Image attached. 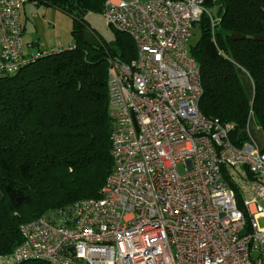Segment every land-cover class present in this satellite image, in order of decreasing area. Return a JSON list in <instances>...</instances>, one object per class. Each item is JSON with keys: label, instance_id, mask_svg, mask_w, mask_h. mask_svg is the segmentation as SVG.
<instances>
[{"label": "built area", "instance_id": "built-area-1", "mask_svg": "<svg viewBox=\"0 0 264 264\" xmlns=\"http://www.w3.org/2000/svg\"><path fill=\"white\" fill-rule=\"evenodd\" d=\"M206 1H104L106 22L137 46L130 62L108 57L112 171L101 197L23 223L22 242L0 264H264V144L252 114L249 138L237 145L234 122L200 110L189 44L204 15L215 38L218 18ZM25 2L0 0V75L74 47L27 44Z\"/></svg>", "mask_w": 264, "mask_h": 264}, {"label": "trees", "instance_id": "trees-1", "mask_svg": "<svg viewBox=\"0 0 264 264\" xmlns=\"http://www.w3.org/2000/svg\"><path fill=\"white\" fill-rule=\"evenodd\" d=\"M38 1L73 18L75 42L13 75H0V257L11 255L22 242L23 223L51 208L101 197L114 164L108 57L130 62L137 56L135 41L123 31L126 38L120 37L117 48L84 40L86 14L102 11L105 0ZM213 5H218L215 38L204 15L197 23L199 40L189 44L200 66V110L209 118L234 122L231 139L237 145L249 138L252 114V134L263 143L264 41L233 40L231 34L264 35V0L206 1L207 8ZM237 196L243 208L238 191Z\"/></svg>", "mask_w": 264, "mask_h": 264}, {"label": "rangeland", "instance_id": "rangeland-1", "mask_svg": "<svg viewBox=\"0 0 264 264\" xmlns=\"http://www.w3.org/2000/svg\"><path fill=\"white\" fill-rule=\"evenodd\" d=\"M25 1L22 15L25 42H39L42 47H49L57 43L58 40L65 45H71L75 42V37L72 34L73 18L69 14L38 0ZM217 6H208L209 12L215 17H218ZM85 19L90 31L104 46L117 48L116 44L120 37L126 38L124 33H121L106 22L102 11L89 12L86 14ZM200 35L201 30L198 24H195L190 43H196ZM34 50L35 48H32V51ZM27 51L29 52L30 48H27ZM257 135L259 137V134ZM260 138H262L261 140L264 144V137L261 136Z\"/></svg>", "mask_w": 264, "mask_h": 264}, {"label": "water", "instance_id": "water-1", "mask_svg": "<svg viewBox=\"0 0 264 264\" xmlns=\"http://www.w3.org/2000/svg\"><path fill=\"white\" fill-rule=\"evenodd\" d=\"M231 38L233 40H241V39H245V38H249V39L254 38L256 40L264 41V35L257 34L254 36H250V35H244V34H241V33L235 32V31L232 32ZM84 40L89 45L98 46L101 44L100 41L95 37V35L88 28L84 29ZM243 232H245V230Z\"/></svg>", "mask_w": 264, "mask_h": 264}, {"label": "crops", "instance_id": "crops-1", "mask_svg": "<svg viewBox=\"0 0 264 264\" xmlns=\"http://www.w3.org/2000/svg\"><path fill=\"white\" fill-rule=\"evenodd\" d=\"M30 42H33V41H26V43H30ZM35 43H39V42H35ZM40 46H42L40 43H39Z\"/></svg>", "mask_w": 264, "mask_h": 264}]
</instances>
